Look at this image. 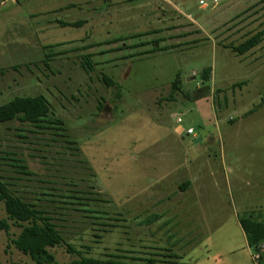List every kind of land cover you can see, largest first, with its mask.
<instances>
[{
	"label": "rangeland",
	"instance_id": "rangeland-1",
	"mask_svg": "<svg viewBox=\"0 0 264 264\" xmlns=\"http://www.w3.org/2000/svg\"><path fill=\"white\" fill-rule=\"evenodd\" d=\"M258 32L264 0H0V106H50L0 123L2 180L85 257L255 264L238 219L264 222V37L231 47ZM7 224L0 264H36Z\"/></svg>",
	"mask_w": 264,
	"mask_h": 264
},
{
	"label": "trees",
	"instance_id": "trees-1",
	"mask_svg": "<svg viewBox=\"0 0 264 264\" xmlns=\"http://www.w3.org/2000/svg\"><path fill=\"white\" fill-rule=\"evenodd\" d=\"M82 24V21L62 23L63 26L75 27H81ZM263 37L264 33L258 32L231 49L240 56L247 54L262 42ZM210 75L211 67L206 68L201 77L204 81H209ZM105 80L109 82L108 79L105 78ZM179 83L180 81L177 79L173 88L179 89ZM49 113V103L43 96L16 97L0 106V123L18 119L22 123H31L40 127ZM2 204L7 220L21 229L19 236L13 241L15 247L24 255L29 256L36 264H58L50 249L62 245L66 246L69 253L77 256L66 264H124L114 259L102 260L85 257L81 252L67 245L51 218L35 205L14 195L0 176V206ZM7 220L0 221V230H9ZM238 221L248 246L252 251H258L259 246L264 244V222L255 219L251 213H248L246 217H240ZM149 264H153L152 261H149ZM259 264H264V254L261 256Z\"/></svg>",
	"mask_w": 264,
	"mask_h": 264
},
{
	"label": "built area",
	"instance_id": "built-area-1",
	"mask_svg": "<svg viewBox=\"0 0 264 264\" xmlns=\"http://www.w3.org/2000/svg\"><path fill=\"white\" fill-rule=\"evenodd\" d=\"M181 119H179L177 121L178 124H181ZM186 134L188 135H193L194 134V129L193 128H190L186 131ZM264 254V244H261L259 246V250L258 251H252V260L255 262V264H258L260 259H261V256Z\"/></svg>",
	"mask_w": 264,
	"mask_h": 264
},
{
	"label": "crops",
	"instance_id": "crops-1",
	"mask_svg": "<svg viewBox=\"0 0 264 264\" xmlns=\"http://www.w3.org/2000/svg\"><path fill=\"white\" fill-rule=\"evenodd\" d=\"M178 129H180V131H181V133L182 132H184V129H183V127L180 125V126H178ZM190 129V128H189ZM188 181V180H187ZM186 181V183H185V185L183 186V188H185V187H187V189L185 190V193H186V191L190 188V185H192V183H191V181H189V182H187ZM181 199V198H180ZM183 203V200H182V202H181V204ZM238 224H239V221H238ZM239 226H240V224H239ZM240 228H241V226H240ZM241 231H242V233H243V236H244V240H245V243H246V248L248 249V244H247V241H246V237H245V234H244V232H243V230H242V228H241ZM250 248V247H249ZM250 250H251V248H250ZM250 250L248 249V252H249V256H250V258H251V254H250ZM251 260H252V258H251Z\"/></svg>",
	"mask_w": 264,
	"mask_h": 264
},
{
	"label": "water",
	"instance_id": "water-1",
	"mask_svg": "<svg viewBox=\"0 0 264 264\" xmlns=\"http://www.w3.org/2000/svg\"><path fill=\"white\" fill-rule=\"evenodd\" d=\"M199 141H200V139H196V140H195V143H198Z\"/></svg>",
	"mask_w": 264,
	"mask_h": 264
}]
</instances>
